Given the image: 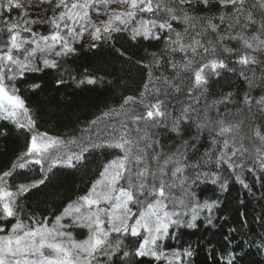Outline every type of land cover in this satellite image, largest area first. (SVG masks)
I'll return each instance as SVG.
<instances>
[{
    "label": "trees",
    "instance_id": "trees-1",
    "mask_svg": "<svg viewBox=\"0 0 264 264\" xmlns=\"http://www.w3.org/2000/svg\"><path fill=\"white\" fill-rule=\"evenodd\" d=\"M156 4H159V8H156ZM261 5H264V0H246L242 12L234 13L232 8L226 9L221 31H228L229 34L234 32L241 35L242 39L251 42L253 47L264 48V43H260L264 39V28H261V24H264V8ZM153 7L156 8L154 12L140 14L159 23L171 22L176 31L184 33L185 44L192 43L194 39L202 40L205 46L213 48L211 54L214 55H212L214 59L225 60L235 71L221 70V76L218 78L211 74L205 90L198 92L192 74L201 63L199 62L197 67L192 52L185 57L179 52L165 51V38L174 34L161 30L159 31L162 36L161 41L136 43L131 42L128 39L130 33L121 28V32L112 33L111 39L95 41L97 45L95 48L91 44L60 57L57 59L56 69L41 65L37 53L30 55L31 44L25 43L20 53L16 50L13 56L20 54V58L29 60L30 68L39 69L29 72L26 81L39 83L41 87L32 91L23 82L7 80V76L18 74L20 70L11 63L4 68L3 74L9 89L12 85L18 87L19 94L24 99L29 115L35 123L33 131L63 138L73 153L79 152L78 145L81 140L86 143L90 140L102 143L104 137L109 134L118 137L123 131H127L132 141V157H139L142 160L139 167L147 169L156 176H159L162 168L168 166V169H171L173 162L183 155L188 156L189 163L207 164L203 170H215L212 161L223 149L225 140L229 147L223 149L224 151L230 153L234 148L239 149L238 152L242 151L244 144L242 137L235 136L231 132L220 135V130H216L215 124L218 120L228 125L230 131L234 127H240L239 131H246L250 136L254 135L257 141L255 144L259 146L258 150L264 154V108L256 104L249 106L242 103L245 93L257 99L264 95V52L245 49L238 40L224 42L226 46L236 49L235 55L224 53L223 46L216 40V34L210 30L209 21L216 15L215 11H201L197 0H192V4L185 6L184 11L189 17L186 23L170 20L173 13L178 16L183 14L179 0H153ZM45 10L41 21H37L36 24L30 23V29L39 35H47L50 30L46 19L48 9ZM17 14L18 10H13L6 15L14 17ZM249 15L255 23L247 19ZM215 22L219 24L218 20ZM228 24L232 25L230 29L227 28ZM123 49L127 52L123 57L118 58L116 52ZM152 53H157V59L161 61L160 67L142 70L144 64L155 62ZM241 55L254 57L257 63L248 67L235 64L234 61ZM142 57L144 60H141ZM172 61L176 64L175 69L171 66ZM149 71L152 73L151 83L148 92H145L144 85L149 82ZM242 71L247 80L240 75ZM89 78L96 79L97 83L95 85L79 83L80 79ZM58 79L62 81L61 84H57ZM249 80L253 82L251 85L248 83ZM177 87L179 92L175 91ZM189 89L192 91L191 97L188 96ZM143 92L144 95L141 97ZM227 93L232 94L231 103H214ZM126 97L136 99L125 104ZM157 99L164 101V108L168 113L165 119L156 122L145 119L136 121L137 116L146 113L145 105H150ZM197 99L199 103H196ZM189 104L194 110L190 116L191 123L185 126L186 131H182L181 135L177 136L171 132V129L176 127V117L180 115V110ZM137 106L140 109L136 112ZM97 118L100 119L93 126L91 121ZM0 128H3L2 131L6 135V138L5 135H0V167L9 160L19 165L21 155L27 150L28 137L32 133L28 132L27 127L20 129L3 119H0ZM97 135H100L99 141L95 139ZM214 139L217 141L216 144H212ZM210 150L214 154L209 158L205 153ZM248 154H245L243 159L236 156L235 160L243 163L245 167L243 176L252 186L251 192L232 180L229 182V192L222 195L218 188L211 184L200 185L196 191L201 201L220 196L222 207L216 215L220 216L222 213L228 223L224 224V220H219L217 227L224 224L225 231L229 227H234L248 232L249 228L244 227V222L247 221L250 229H254L259 234L264 233V228L255 218L264 215V186H262L264 180H256V175L260 174L258 170L255 175L247 171V168L252 167L250 161L254 160ZM118 155H122L118 149L97 148L87 154L85 160L75 168L53 169L54 173L45 184L32 190L26 198L20 200V206L23 208L20 215L24 223L30 224L31 221L27 217L35 213L36 219L49 224L67 204L86 193L99 177L104 166ZM17 171L21 170L17 169ZM25 171H28L33 179L49 175L47 171L41 173L40 165L33 163L27 164ZM225 174H228L227 169ZM120 184L124 185L125 181L122 180ZM173 192L177 196L182 195L179 188L173 189ZM130 207L136 211L138 206L130 205ZM197 224L196 229L176 230L177 238L169 239L165 243L177 249L191 246L198 251L197 259L193 264H206L207 250L216 245L221 235L217 228L206 227L202 220L197 221ZM116 236L117 234H113V238ZM136 241L137 238H124V243L128 246L135 245ZM252 252L254 255L251 260L264 262V254H255V249H252Z\"/></svg>",
    "mask_w": 264,
    "mask_h": 264
},
{
    "label": "snow or ice",
    "instance_id": "snow-or-ice-1",
    "mask_svg": "<svg viewBox=\"0 0 264 264\" xmlns=\"http://www.w3.org/2000/svg\"><path fill=\"white\" fill-rule=\"evenodd\" d=\"M47 2L51 4L53 0H47ZM106 2L107 0H95V3H90V0H84L82 4L72 3L69 6L67 0H56L55 9L64 10L49 18L48 23L53 26L52 33L39 35L38 38L18 43L19 33L12 34L15 25L10 24L11 17L6 14L13 10H22L23 5L20 0H2L0 9L3 12L0 14H5V28L2 31L11 35L8 37L9 50L0 54V61L17 64L20 68L18 74L7 76V80L23 82L32 91L39 89L41 87L39 83L26 81L29 72L39 69L30 68V62L21 63L14 60L12 49L21 50L24 44L28 43L34 46L30 55H35L37 51L56 57L73 53L75 49L70 46L69 41L82 37L84 31L87 30L82 23L88 17L87 9L90 6H96V3ZM120 2L130 4L132 9L131 11L112 13L120 25H126L129 21L134 20L138 13L137 10L140 13H152L156 8H159V4H156V8L153 7V0H120ZM179 2L183 14L178 16L173 13L170 20L186 23L189 17L184 9L186 5L192 4V0H179ZM245 3L246 0H197L201 11H215L216 15L209 21L210 30L216 34V40L223 46L224 53L229 55H235L236 49L226 46L225 41L239 40L252 52H264V48L253 47L250 43L246 44L239 34L221 31L224 26L225 10L232 8L234 13L242 12ZM261 7L264 8V5ZM77 8L84 9L83 13L76 11ZM97 12L99 13L98 8ZM22 15H28V13L23 12ZM247 19L251 23H255L251 15ZM216 20L219 21V24L215 22ZM69 21L81 22L80 30L77 31L72 27ZM26 23L36 24L37 21L29 20ZM89 25L93 28L90 35L94 42L111 39L113 32L122 31L120 27L112 26V20L105 23L103 27H96L91 24V21H89ZM157 27L161 31L174 34L165 38V51L179 52L185 57L189 55V52L195 53L201 49L205 53L208 51L202 40L185 44L184 33L176 31L171 22L157 23L155 20H140L137 26L131 29L128 39L136 43L152 40L159 42L162 36L160 32L155 31ZM231 27V24L227 25V28ZM261 28H264V24H261ZM25 31H28L33 37L37 36L32 29H25ZM260 43H264V39ZM96 46L93 43L92 47ZM126 52V49L118 50L116 55L118 58L123 57ZM151 56L155 62L144 64L142 70L143 68L160 67L161 61L157 59V53H152ZM141 60L144 58L142 57ZM42 63L46 68L51 69H56L58 66V61L54 59L44 58ZM170 63L175 69V62ZM234 63L248 67L251 64H256L257 61L254 57L241 55ZM205 69H210L217 78L221 76V70L235 71L229 67L225 60L212 59L193 72L192 79L197 87L209 84ZM151 75L152 73L149 71V82L144 85L145 92H148ZM240 75L246 80L248 79L243 71ZM61 83L62 81L58 79L57 84ZM79 83L95 85L97 80L80 79ZM248 83L251 85L253 82L249 80ZM0 89L7 97H14L16 101L14 106L0 105V119L7 120L20 129L27 127L28 132H33L35 123L31 118L27 125L18 122V113L23 112L27 116L29 109L19 94L18 87L12 85L9 89L6 85L2 66H0ZM175 91L179 92V88H175ZM143 95L144 92L141 93V97ZM191 95L192 91L189 89L188 96L191 97ZM134 99L136 98L126 97L124 103L127 104ZM231 101L232 94L227 93L214 103L227 104ZM196 103H199V99ZM242 103L249 106L256 104L264 108V95L257 99L245 93ZM145 107L146 113L143 116H137L136 121L142 119L149 122L163 121L168 115L162 100L157 99ZM193 111L190 104L182 108L180 115L176 117V127L171 129V132L179 136L182 131H186L185 126L191 123L190 116ZM99 119L91 121V124L95 126ZM2 129L0 128V135H5ZM227 132H230V128H221L219 134L223 135ZM95 139L99 141L100 135H97ZM38 140L41 142L38 143ZM72 143H77V141H72ZM216 143L215 139L212 140V144ZM59 144L58 139L48 138L45 141L44 136L33 134L28 137L25 155L37 158L32 161L26 160L25 163L19 165L9 160L0 167V264H193L198 256L196 249L191 246L180 249L171 248L165 242L177 238L176 230L181 228L196 229L197 221L200 220L206 227L217 228L221 235V239L217 241L216 245L207 250L206 264H209V261L211 264H264V262L250 259L254 255L252 249H255L257 255L264 254V233L258 234L254 229H250L247 221L244 222V227L249 228L248 232L234 227H229L225 231L224 224L228 223L227 218L222 213L220 216L216 215L222 207L220 196L201 201L196 191L200 185L211 184L216 186L222 195L229 192L230 180L240 184L249 192L252 191V186L246 182L243 176L245 170L243 163H238L235 160L239 149L234 148L230 153L224 151L223 149L229 147L226 140L223 149L212 161L215 170H203L207 164L189 163L188 156L183 155L179 160L173 162L171 169H168V166L162 168L159 176L139 167L142 160L139 157H132V141L129 139L127 131H123V134L118 137L109 134L104 137L102 143L91 140L86 143L81 140L78 145L79 152L56 157L45 169V161L39 157L49 148ZM97 148L118 149L122 155H118L104 166L100 173L102 179L96 181L89 193L81 198L84 203L82 205L67 204L63 211L55 216V223L51 228L44 221L36 219L35 213L27 217L31 221L30 224L24 223V219L20 215L23 212L20 200L26 198L32 190L45 184L50 175L54 173L53 169L75 168L77 164L85 160L87 154L94 152ZM213 154L210 150L205 153V156L210 158ZM201 159L203 161L204 158ZM29 163L40 165L41 173L47 171L49 175L41 176L39 179L31 178L28 171H25L26 165ZM250 164L252 167L247 168V171L255 175L258 170L260 174L256 175V180H264V154L258 155L253 161H250ZM17 169L21 171H17ZM225 169L228 170L227 175ZM122 180L125 181L124 185L120 184ZM97 188H102V190L97 191ZM175 188H179L182 195L177 196L173 192ZM130 205L138 206L137 210L134 211ZM64 218H68L70 222L62 224L61 221ZM219 220H224V224L217 227ZM255 220L264 228V215L256 217ZM74 228L86 229L88 231L87 239L77 241L73 239L72 231L63 230ZM113 234H117V236L113 238ZM126 237L137 238L135 245H126L124 243Z\"/></svg>",
    "mask_w": 264,
    "mask_h": 264
},
{
    "label": "rangeland",
    "instance_id": "rangeland-1",
    "mask_svg": "<svg viewBox=\"0 0 264 264\" xmlns=\"http://www.w3.org/2000/svg\"><path fill=\"white\" fill-rule=\"evenodd\" d=\"M0 2H2V0H0ZM20 3L23 5L22 10H18V14L14 17H11V19H10V24L15 25V28L13 29L12 34L19 33L18 43H23L25 40H31L34 38H38V36H39V34L37 32H35L37 34L36 37H33L30 33L26 34V35L23 34V33L27 32V31H25V29H30V23H26V21H29V20L41 21V18H43L44 13L46 12L45 9H48V12H47L48 15H47L46 19L49 21L50 17H52L54 15H58L59 11L64 10V9H55L54 5L56 3V0H53V2L51 4H49L47 2V0H20ZM67 3L69 4V6L72 3L82 4V3H84V0H67ZM90 3H95V0H90ZM97 8L99 9V13L97 12ZM131 10L132 9L130 8V4L121 3L120 0H107L106 3H96V6L95 5L93 7L90 6L87 9L88 17L85 18V20L82 22L84 27L87 30L84 31L82 37H78V38H74V39L70 40L69 41L70 46L73 47L76 51L80 48L86 47V46L94 43V41L90 35V33L93 31V28L89 25V21H91V24L95 25L96 27H103V25L105 23H107L109 20H112V26L113 27L123 28L130 33L131 29L133 27L137 26V24L140 20H152V19H147L144 16H142L140 14L139 10H137L138 13H137L136 17L134 18V20L129 21V23L126 25H120L119 21L116 20L112 16L113 12H124V11H131ZM76 11H78L82 14L84 9L77 8ZM0 12H3V10L0 9ZM23 12H27L28 15H22ZM4 19H5V14H0V54H2L4 52H8V50H9L8 49V44H9L8 37L11 35L7 32L2 31L5 28ZM69 23L77 31L80 30L81 22L69 21ZM157 23H159V22H157ZM49 25H50V30L47 33V35H50L53 31V26L50 23H49ZM155 31L159 32L160 29L157 27L155 29ZM63 34L64 33L62 32V35ZM243 40L246 44H249V43L251 44V42H249L245 39H243ZM194 41H196V39H194ZM24 46H25V44H24ZM31 46H32V48L34 47L32 44H31ZM207 48H208L207 53H205L203 50H201L200 52L198 51V52L194 53V56H195L194 59H195V62L197 64V67H199V62L202 65V64L207 63L208 61L214 59V57H213L214 55L211 54L213 48H211V47H207ZM57 49H59V46H57ZM245 49H248V48L245 46ZM16 50L17 49H12V56ZM20 51L21 50H19V53H20ZM19 55H17L16 57L13 56V59L20 61L21 63L29 61V60L27 61V58H20ZM199 55H200V58H199ZM37 57H38V60H39L41 65H43L42 59H44V58L54 59V60H57L60 58V57H56L55 55H48L46 53H40L39 51H37ZM9 65H10V63H7L5 61H0V66L3 67V70L6 66H9ZM12 66L20 69L19 65H17V64H12ZM211 74H213V73L211 72L210 69H205V75L207 77H209ZM197 89H198V92L205 90V86L197 87ZM3 104H9V105L14 106L16 104V101H15L14 97H7L4 93V91L2 89H0V105H3ZM139 109H140V107L137 106L136 112ZM143 111H145V110L143 109ZM30 118L31 117H30L29 113L27 116H25L23 114V112L18 113V122L19 123L27 125L29 123ZM215 124H216V130H220L221 128H227L228 127V125L224 124L220 120H218ZM238 129H240V127H234V129L232 131H230L231 133H233V135L238 136L240 138L242 137V140H244L243 150L238 152L236 156L243 159L244 155L249 153L248 155L255 159L258 155H261L260 151L258 150L259 146L257 147V145L255 144V143H257V141H256V139H254V135L251 134V136H250L248 133H246V131H239ZM31 133H32V135L37 134L40 136H44L45 141L48 138L58 139L60 141L59 145H56L54 147L49 148L46 152H44L42 154L41 157H39L45 161V164H44L45 169L48 167V165L50 164L52 159H54L56 157H64L67 155H71L73 153L72 150L69 149V147L67 145V141H65L63 138L56 137L53 135H49V134H46L44 132H39V131H33ZM37 142L40 143L41 141L38 140ZM26 152H27V150L21 155L20 164L25 163L26 160L32 161V160L37 158L35 156H31V157L26 156L25 155ZM114 158H116V157H114ZM102 171H103V169H102ZM101 179H102V177H101V175H99V177L93 182V184H95L96 181L101 180ZM92 185L90 186V188L87 190L86 193H84L82 196L74 199L70 203L82 205L84 202L81 198L89 193ZM101 190H102V188H97V191H101ZM69 222L70 221L68 220V218H64L61 221L62 224H67ZM54 223H55V218H53L49 224H47V223L46 224L49 228H51L54 225ZM63 230L72 231L73 239H75L77 241L87 239V236H88V231L86 229H83V228L63 229Z\"/></svg>",
    "mask_w": 264,
    "mask_h": 264
}]
</instances>
